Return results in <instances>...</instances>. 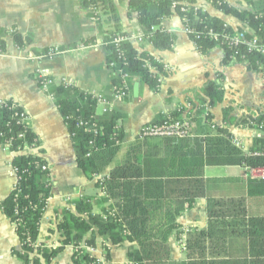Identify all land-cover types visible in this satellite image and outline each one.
Segmentation results:
<instances>
[{
	"label": "trees",
	"instance_id": "obj_1",
	"mask_svg": "<svg viewBox=\"0 0 264 264\" xmlns=\"http://www.w3.org/2000/svg\"><path fill=\"white\" fill-rule=\"evenodd\" d=\"M204 1L223 15L242 22L249 30L245 36H255L264 44V0H258V6H254L256 0H234L251 5L252 11L238 9L226 0ZM182 2L190 6L185 13L181 12ZM194 3L195 0H128L127 16L135 14L142 36L154 49L165 51L171 49L174 36L163 28L162 21L173 14L181 18L183 26L196 31L204 32L206 28L222 32L224 22L198 8L194 10ZM79 4L90 10V17L101 32L102 44L108 51L107 68L114 63L113 86H120L118 71L121 70L130 79L136 78L157 92L160 77L164 75L162 65L129 43L121 45L119 58L117 49L109 44L114 37L126 34L114 1L79 0ZM227 31L232 32L233 28L229 26ZM11 35L17 48L30 43L29 37ZM189 38L201 55L219 47L223 50L224 64L236 61L245 64L250 71L264 72V55L248 52L244 45L233 49L208 38L195 40L191 35ZM47 50L37 52L36 56L45 58ZM47 92L67 125L77 167L89 180L104 174L122 148L120 117L109 111L97 114L96 99L70 86L51 84ZM204 95L211 107L223 98V92L212 84L204 90ZM22 112L12 101L0 103V146L5 148L8 144L7 150L16 154L11 162L15 185L0 203V209L14 225L20 250H13L12 254L22 264H41V261L49 264L68 246L74 249L72 264H92L93 258L82 246L95 247L96 237H105L111 246L128 243V264H264V215L250 213L248 202L264 198V181L252 178L247 181L246 197L207 199V227L186 236L183 262L172 261L168 246L170 237L180 234L177 219L193 207L196 199L205 195L203 168L263 167L264 156L251 154L264 153V138L254 139L248 154L233 144L227 130L215 126L214 133L203 138L192 134L183 139L140 140L137 137L127 145L123 158L112 166L108 176L102 182L96 181L104 197L75 200L74 213L63 211L57 224L60 246L47 249L37 246L36 241L39 223L50 198L49 173L48 168L42 170L46 163L40 155L25 151L34 149L38 139L26 123L19 120ZM180 117L181 111L150 124ZM79 123H83L82 126H78ZM255 124L264 132L263 114L257 117ZM98 206L101 213L95 214L94 208ZM232 238L246 240L247 252L242 258L233 257L228 250L227 242ZM103 251L109 261V249L105 246Z\"/></svg>",
	"mask_w": 264,
	"mask_h": 264
},
{
	"label": "crops",
	"instance_id": "obj_2",
	"mask_svg": "<svg viewBox=\"0 0 264 264\" xmlns=\"http://www.w3.org/2000/svg\"><path fill=\"white\" fill-rule=\"evenodd\" d=\"M113 1L123 31L139 34L136 15L127 16L128 0ZM226 1L241 10L253 9L243 1ZM194 6L235 30L240 28L249 32L242 22L223 15L204 0H195ZM254 6H258V0ZM90 14L79 0H0V103L12 101L23 110L26 125L38 139L31 152L40 155L48 168L50 198L39 223L36 241L37 246L47 249L60 246L57 224L63 211L74 213L73 202L82 197H103L96 181L108 176L144 125L181 111L180 118L189 119L192 136L198 138L213 134L214 126L223 128L245 153L249 152L254 139L264 138V132L255 124L257 117L264 115V72L250 71L245 64L236 61L224 64L223 50L219 47L206 55L199 54L184 31L181 18L173 14L162 21L163 28L174 36L170 50H156L148 43L134 46L138 52H146L162 66H167L157 92L131 78L127 82V96L118 98L113 89V74L106 65L108 51ZM12 33L29 37L30 43L17 48ZM54 47L59 48L60 53L52 58L36 56L37 52ZM37 68L47 69L54 85L64 84L93 98H105L109 102V112L120 117L122 148L104 174L89 180L77 167L67 125L52 96L37 83L34 77ZM209 84L223 92L222 101L213 107L204 95ZM102 113V108L97 106V114ZM15 156L0 146V203L15 185V172L11 166ZM202 179L204 197L196 199L193 207L177 219L180 234L174 233L168 242L176 261L184 259L178 243L181 237L186 239L192 231L207 227V199L246 197L249 178L245 177L244 167H204ZM248 202L250 213L264 215V198ZM94 213H101V208L95 207ZM105 246L109 249V264H128V243L111 246L105 237H96L93 250L99 253ZM82 248L89 254L84 245ZM227 248L233 257L242 258L247 252V243L243 238H232L228 240ZM13 250H20V242L14 225L0 209V264H22L12 254ZM73 252L74 249L68 246L49 264H72ZM41 264L45 263L41 261Z\"/></svg>",
	"mask_w": 264,
	"mask_h": 264
},
{
	"label": "built area",
	"instance_id": "obj_3",
	"mask_svg": "<svg viewBox=\"0 0 264 264\" xmlns=\"http://www.w3.org/2000/svg\"><path fill=\"white\" fill-rule=\"evenodd\" d=\"M183 3V2H182ZM193 7V6H192ZM190 8V6L186 3L182 4L181 12L185 13ZM197 8L194 6V10ZM199 24H202L201 21ZM229 25L224 23L222 32L217 33L213 29L204 28V32L196 31L193 27H189L187 25L184 26L185 33L189 36H193L195 40H199L201 38H208L209 40L214 41L219 45H227L233 49L238 48L239 46L244 45L247 48L248 52H258L261 55H264V44H261L257 37L252 36L247 38L245 35L248 33L246 30L241 32L233 29L232 32L227 31ZM11 33V32H10ZM123 43H129L132 46H140L141 44L148 43L147 39L142 36L141 33L133 35V34H125L118 35L114 37L110 41V45L113 46L116 51L119 52V58L121 57L120 47ZM60 53L59 48H49L46 51V57L42 59H49L53 56ZM114 63H110L108 69L113 73ZM162 69L167 70V66L163 65ZM151 70L156 72L155 68L151 67ZM121 77L120 86H113L114 92L118 98H125L128 94V85L127 82L130 80L127 74H124L121 70L118 71ZM34 77L41 88L47 90L48 86L53 84V81L49 78V73L47 69L37 68L34 71ZM67 86V85H65ZM96 104L98 107L102 108V112L106 113L109 111V102L102 97H96ZM19 120L24 122L27 120V117L24 112H22L19 116ZM83 123H79L78 126H82ZM191 124L189 119L182 118L178 120H167L160 124H146L144 125L139 134L138 138L140 140L150 139V138H177L183 139L191 136ZM233 144L238 148L239 144L237 142H233ZM9 145L7 144L5 148L7 149ZM27 150V149H25ZM27 152H31V150H27ZM252 156H264V153H253ZM47 166H43L42 170H46ZM245 177L252 178L257 180L264 181V166L263 167H244ZM100 182L104 180V178L99 179ZM104 195V194H103ZM183 248V246H181ZM88 251L89 255L93 258L94 262L92 264H109V261L106 259L104 251L96 253L93 248L85 247ZM184 250V248H183Z\"/></svg>",
	"mask_w": 264,
	"mask_h": 264
},
{
	"label": "rangeland",
	"instance_id": "obj_4",
	"mask_svg": "<svg viewBox=\"0 0 264 264\" xmlns=\"http://www.w3.org/2000/svg\"><path fill=\"white\" fill-rule=\"evenodd\" d=\"M243 6V5H242ZM102 193V192H101ZM103 197H104V195H103ZM103 197H101V198H103ZM107 205H105V207H106ZM98 208H101L100 206H98ZM169 242V241H168ZM178 243L181 245V246H183V248H184V250H183V248H181V253L183 254V256H184V259H183V261L185 260V256H186V249H185V244H186V239H185V236H183V237H181V239L178 241ZM168 246H169V244H168ZM169 249H170V247H169ZM170 257H171V259H172V261H174V262H183V261H176V260H174L173 259V254H172V251L170 250Z\"/></svg>",
	"mask_w": 264,
	"mask_h": 264
}]
</instances>
